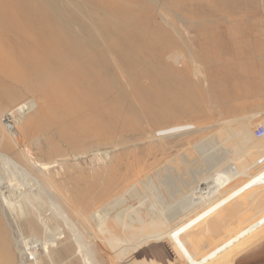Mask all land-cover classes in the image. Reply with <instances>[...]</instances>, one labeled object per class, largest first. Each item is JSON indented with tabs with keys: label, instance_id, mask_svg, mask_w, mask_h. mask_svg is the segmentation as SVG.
I'll return each mask as SVG.
<instances>
[{
	"label": "rangeland",
	"instance_id": "1",
	"mask_svg": "<svg viewBox=\"0 0 264 264\" xmlns=\"http://www.w3.org/2000/svg\"><path fill=\"white\" fill-rule=\"evenodd\" d=\"M79 1L83 6V0ZM139 2L127 6L130 21L139 17L147 24L131 25L134 34L127 39L137 45L134 61L141 66L132 76L117 73L124 95L120 99L119 91H114L112 102L121 105L124 117L136 118L127 132L119 128L109 135L96 133L91 125L72 127L81 119H63L60 108L50 107L49 86L0 88V153L12 161L0 158V264H264V213L255 207L230 225L213 230L216 233L207 239L164 229L161 215H146L142 226L134 224L135 215H120L101 230L93 225L92 217L100 216L95 211L110 195L121 193L139 176L174 182L189 196L190 188L215 172L218 156L231 151L224 143L250 132L256 136V129L264 126L262 0ZM244 2L242 9L235 8ZM120 20L102 22L116 30L124 23ZM120 45L123 52L128 48ZM171 46L179 47L173 54L183 56L178 63L171 58ZM115 56L121 63V55ZM147 68L151 80L161 86V99L149 104L150 114L138 99L136 85ZM141 82L142 89L150 85L149 79ZM34 98L44 99L48 111L47 124L40 129L36 125L41 119L25 127L12 112L18 103ZM11 124L23 138L12 133ZM63 129L83 138L73 145L59 140ZM219 133L224 135L222 142ZM48 137L62 149L51 148ZM233 153L227 158L237 155ZM213 156H217L214 161ZM234 158L244 161L241 164L250 172L259 168L250 160V150ZM167 201L161 194V207ZM172 240L183 248H171Z\"/></svg>",
	"mask_w": 264,
	"mask_h": 264
},
{
	"label": "bare ground",
	"instance_id": "2",
	"mask_svg": "<svg viewBox=\"0 0 264 264\" xmlns=\"http://www.w3.org/2000/svg\"><path fill=\"white\" fill-rule=\"evenodd\" d=\"M81 3L79 0H0V88L15 91L20 87L49 86L50 107L60 108L63 119H81V122L74 123L72 127H80L82 124L91 125L96 133L104 132L109 135H113L119 128L127 132L129 125L136 118L132 115L124 117L126 113L121 105L112 104L114 91H119L120 99L124 95L123 87L117 84V73L123 71L127 76H132L135 68L141 66V63L135 65L134 61L137 45L129 41L127 37L134 34L133 30H129L131 25L138 23V26L142 28L146 26L147 20L136 16L134 23L130 21L127 6H137L140 3L139 0H83V6ZM245 4V2L237 4L235 8L242 9ZM103 18H109L110 23L112 18H118L124 23L120 22L122 24L120 26L117 24L119 28L116 30L108 29L103 24ZM131 42L133 45L130 44ZM119 45L126 46L129 50L127 48L123 52L124 49L122 50ZM178 48L173 46L170 49L171 58L176 63L183 59L182 54H173ZM116 54L121 55V63L117 64V60L115 61ZM144 78L150 80V85L142 89L141 81ZM136 85L140 88L138 99L150 114L149 104L161 99L160 82L151 80L150 69L147 68L143 70ZM237 86L239 87L238 84ZM12 112L17 116L19 123L25 127L39 119L41 120L37 122V129L47 124L48 111L44 107V99L34 98L18 103L13 107ZM120 123H122L121 127ZM11 126H13L12 133L17 135L19 140L23 138L20 129L12 124ZM175 129L177 130L178 126L166 132L175 131ZM223 136L218 134L220 142ZM58 138L73 145L77 142L76 140L79 141L83 137L78 132L69 134L66 129H63ZM47 140L54 150L62 149L57 141L49 137ZM224 144L231 150L230 153L236 152L237 155L250 150V160L254 165H259L258 170L250 172L246 164H241L244 161L236 162L234 158L237 157L236 154L232 158H227L229 155L227 152L221 157L218 156L217 169L209 178L188 190L189 196L182 191L179 184L161 183V179L156 177L148 181L139 176L125 189L122 187L124 190L121 193L119 191L110 195V198L108 197L109 199L95 211L100 216L92 217L94 227L101 230V227L108 226L120 215H135L134 224L142 226L146 225V215H161V227L178 236H188L196 240L205 236L207 239L208 234L213 236L215 232L213 230H220L230 225L238 219L239 215H245L253 207L264 213V137L259 139L250 132L237 141ZM204 147L206 149V146ZM216 157L213 156L210 159L214 161ZM0 158L10 160L2 153ZM178 165L184 166L182 162H178ZM24 172L26 177L32 178L28 172ZM161 194L169 200L162 207ZM177 195L180 197L177 198ZM239 209L240 213L242 209L244 212L238 214L236 210ZM170 244L171 248L176 250H181L184 246L173 240ZM26 259L27 255L24 254V260Z\"/></svg>",
	"mask_w": 264,
	"mask_h": 264
},
{
	"label": "built area",
	"instance_id": "3",
	"mask_svg": "<svg viewBox=\"0 0 264 264\" xmlns=\"http://www.w3.org/2000/svg\"><path fill=\"white\" fill-rule=\"evenodd\" d=\"M261 8H262V11L264 12V0H262ZM256 137L259 139L264 137V126L263 125H260L256 129Z\"/></svg>",
	"mask_w": 264,
	"mask_h": 264
},
{
	"label": "crops",
	"instance_id": "4",
	"mask_svg": "<svg viewBox=\"0 0 264 264\" xmlns=\"http://www.w3.org/2000/svg\"><path fill=\"white\" fill-rule=\"evenodd\" d=\"M10 250V249H9ZM10 259H13L12 257H13V255H11V257L10 256H8Z\"/></svg>",
	"mask_w": 264,
	"mask_h": 264
}]
</instances>
